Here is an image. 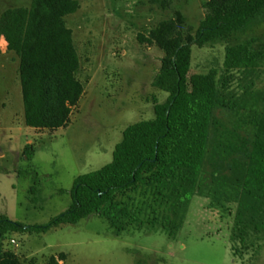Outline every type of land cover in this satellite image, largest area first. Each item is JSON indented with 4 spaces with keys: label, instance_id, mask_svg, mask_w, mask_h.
<instances>
[{
    "label": "rangeland",
    "instance_id": "374dc122",
    "mask_svg": "<svg viewBox=\"0 0 264 264\" xmlns=\"http://www.w3.org/2000/svg\"><path fill=\"white\" fill-rule=\"evenodd\" d=\"M77 1L78 9L64 20L79 57L75 75L83 91L65 126L24 124L18 61L12 64L0 54V214L24 224L44 223L68 208L74 178L109 162L127 125L153 117V100L167 96L151 85L163 52L140 36L176 12L184 18L182 28L194 34L206 0ZM29 4L0 0V13ZM257 32L264 33V25ZM223 59L222 41L192 43L189 73L215 68L220 84ZM230 75L222 92L231 108L213 109L197 189L175 234L156 225L116 235L106 219L90 214L46 232L9 233L3 248L25 264H45L59 252L66 256L61 264H264V232L258 237L250 232L244 245L231 240L241 187L235 163L242 154L225 146L237 137L247 143L253 139L254 115L264 106V61ZM27 144L29 157L23 153ZM30 186H35L34 194Z\"/></svg>",
    "mask_w": 264,
    "mask_h": 264
},
{
    "label": "trees",
    "instance_id": "16d2710c",
    "mask_svg": "<svg viewBox=\"0 0 264 264\" xmlns=\"http://www.w3.org/2000/svg\"><path fill=\"white\" fill-rule=\"evenodd\" d=\"M79 7L77 0H30L0 13V35L6 49L18 57L23 122L33 128L65 126L71 107L83 91L75 72L79 57L64 16ZM194 34L183 29L184 18L159 21L140 40L163 52L151 85L165 91L164 101L153 100L152 118L127 125L114 145L111 160L77 175L71 204L41 224H24L0 214V264H25L3 248L12 232H46L64 223H76L90 214L107 220L114 234L127 229L154 228L175 234L197 189L207 152L216 105L231 108L223 97L230 74L247 72L264 61V0H206ZM224 43V74L215 68L189 73L192 43ZM251 143L243 137L225 145L241 152L235 163L241 181L231 240L244 241L250 232H264V106L254 115ZM23 153L32 154L30 144ZM36 191L29 187L30 194ZM34 197L32 200H35ZM233 252L237 249H232ZM239 251V250H237ZM65 253L51 255L45 264H61Z\"/></svg>",
    "mask_w": 264,
    "mask_h": 264
},
{
    "label": "crops",
    "instance_id": "0c3cea01",
    "mask_svg": "<svg viewBox=\"0 0 264 264\" xmlns=\"http://www.w3.org/2000/svg\"><path fill=\"white\" fill-rule=\"evenodd\" d=\"M0 54H6L7 61H11L12 64L16 63L18 61V57L16 54L12 51H9L6 49V41L3 37V35H0ZM11 59V60H10Z\"/></svg>",
    "mask_w": 264,
    "mask_h": 264
},
{
    "label": "built area",
    "instance_id": "2783aa9c",
    "mask_svg": "<svg viewBox=\"0 0 264 264\" xmlns=\"http://www.w3.org/2000/svg\"><path fill=\"white\" fill-rule=\"evenodd\" d=\"M11 242H13V240H11Z\"/></svg>",
    "mask_w": 264,
    "mask_h": 264
}]
</instances>
